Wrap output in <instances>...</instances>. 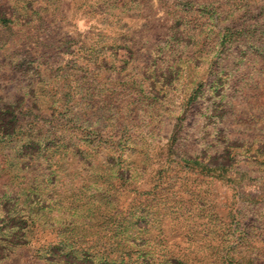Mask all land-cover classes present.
<instances>
[{
	"label": "rangeland",
	"instance_id": "1",
	"mask_svg": "<svg viewBox=\"0 0 264 264\" xmlns=\"http://www.w3.org/2000/svg\"><path fill=\"white\" fill-rule=\"evenodd\" d=\"M210 1L0 0V264H264V14Z\"/></svg>",
	"mask_w": 264,
	"mask_h": 264
},
{
	"label": "trees",
	"instance_id": "2",
	"mask_svg": "<svg viewBox=\"0 0 264 264\" xmlns=\"http://www.w3.org/2000/svg\"><path fill=\"white\" fill-rule=\"evenodd\" d=\"M247 2H246V7H242V5H238V4H235V9L234 10H236V13H240L241 12V17H240V19H241V23L242 24H244V23H246V18H247V16H249V18L250 19H255L256 17H259L260 15H263L264 14V0H246ZM259 1H262L261 3H259L258 4V2ZM223 1H219V0H214V1H210L209 3H208V5L212 8L211 10H210V13L212 14V13H215L216 15H215V18L214 19H216L217 18V22H224L226 19V15H225V17H223V18H221L219 15H217V14H219V13H222V11H220L219 13L216 11V8H215V3H222ZM224 4H222V6H223ZM228 10V9H227ZM227 10H226V12H227ZM256 10H258V11H256ZM225 12V14H227ZM256 13V14H255ZM229 15H231V16H233V12H231V10H230V12H229ZM239 19V20H240ZM228 22V21H227ZM230 23H232L231 25H230V23H227L225 26H222L221 28H222V32L220 33V35H219V37L222 39V40H225V41H227V42H231L232 40H233V38L234 37H238V36H240L241 34H246V35H248V34H250V32H251V29H249L247 26H245V27H243V28H241L240 27V24L239 25H237L234 21H229ZM216 84H218V83H216V81L214 80V82H213V84L210 86V88L212 89V90H214V89H216V87H217V85ZM218 85H220L221 86V83H219ZM8 114L10 115V121L12 122V123H14V120L16 119V116H17V112H16V109L15 110H12V111H9L8 112ZM13 130H14V124H13V126H12V131H11V133L13 132ZM11 133H6V134H11ZM29 139V138H28ZM31 139V138H30ZM32 140V139H31ZM60 140V138L59 137H56V135H53L51 138H46L45 140H44V142H42L41 144H39L38 142V145H37V149L39 150V151H41V153L42 154H44V152H47V150H48V147H47V145H46V143L47 142H54V144L53 145H55V147L56 148H58L59 146H58V141ZM52 146V145H51ZM53 147V146H52ZM99 145H96V146H93L92 148H93V152L94 153H96V152H98L100 149H99ZM65 149H70L71 151H72V156L73 155H76L77 154V152H78V148L79 147H73L72 146V149L70 148V145H66L65 147H64ZM64 148H62V149H64ZM74 149V150H73ZM76 151V152H75ZM105 155H107V154H105ZM91 156H93V155H91ZM110 159L111 160H113L114 162H117V161H119L120 159H119V156H114V154H111V157H110ZM111 164H112V161H111ZM245 258H247V260L245 261L247 264H250V262H251V259H248V256L247 257H245ZM240 261V260H239ZM111 262H113L112 260H111ZM237 263H239L240 264V262H238L237 261Z\"/></svg>",
	"mask_w": 264,
	"mask_h": 264
}]
</instances>
